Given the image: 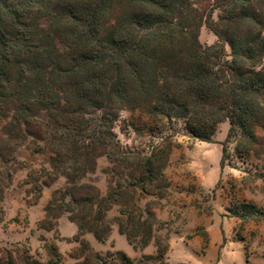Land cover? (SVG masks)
I'll return each mask as SVG.
<instances>
[{
	"label": "trees",
	"instance_id": "1",
	"mask_svg": "<svg viewBox=\"0 0 264 264\" xmlns=\"http://www.w3.org/2000/svg\"><path fill=\"white\" fill-rule=\"evenodd\" d=\"M199 1L0 0V200L15 174L17 150L31 137L36 151L48 153V176L65 179L49 203L69 215L79 234L105 240L116 204L119 232L130 243L133 237L150 243L154 212L142 201L162 197L169 186L164 169L173 145H123L114 128L121 110H145L153 101L165 63L200 15ZM215 1L205 23L222 41L214 9L250 0ZM217 123L193 117L186 125L193 137L211 141ZM234 127L231 118L228 137ZM242 133L254 136L248 128L235 135ZM101 155L111 164L106 194L86 178ZM229 209L243 222L264 220L253 202L237 200ZM85 257L108 264L97 252ZM53 259L0 251V264H61Z\"/></svg>",
	"mask_w": 264,
	"mask_h": 264
},
{
	"label": "rangeland",
	"instance_id": "2",
	"mask_svg": "<svg viewBox=\"0 0 264 264\" xmlns=\"http://www.w3.org/2000/svg\"><path fill=\"white\" fill-rule=\"evenodd\" d=\"M215 2L199 1L200 15L165 63L150 105L133 113L121 110L114 128L123 145H173L164 169L169 186L162 197L142 201L154 212L156 237L146 245L141 237L130 243L119 232L116 204L108 212L105 240L79 234L69 215L49 203L65 179L48 176V153L36 151L29 137L17 150L15 174L1 194L0 251L61 264H96L85 257L92 252L108 264H264V220L243 222L229 209L237 200L264 209V0L215 8L222 41L205 23ZM193 117L218 121L211 141L188 131ZM231 118L235 127L228 137ZM245 128L254 136L235 135ZM109 166L101 155L87 173L102 194Z\"/></svg>",
	"mask_w": 264,
	"mask_h": 264
}]
</instances>
